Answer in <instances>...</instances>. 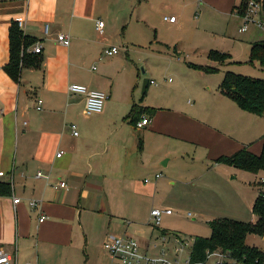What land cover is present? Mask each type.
Here are the masks:
<instances>
[{
    "label": "crops",
    "instance_id": "crops-1",
    "mask_svg": "<svg viewBox=\"0 0 264 264\" xmlns=\"http://www.w3.org/2000/svg\"><path fill=\"white\" fill-rule=\"evenodd\" d=\"M124 1L125 12L131 10L130 19L126 15L113 18L120 0H0V184L10 185V195L0 196V250L17 253L18 264H96L97 259L99 264H112L111 257L102 254L109 235L136 238L147 255L150 250L159 256L171 234L161 231L166 237L162 243L157 242L161 234L151 241L131 236L129 217L131 169L134 173L140 169L131 157L144 159L151 137L174 148L185 146L195 159L209 160L210 172L223 166L216 162L222 156L243 148L256 155L262 151L253 149L249 135L240 140L228 126L217 127L211 114L202 112L203 106L197 103L186 108L177 100L161 108L138 104L158 110L151 125L139 130H149L142 149L135 127L126 120L136 103L131 100V45L123 28L132 23L135 13L140 14L138 23L156 32L160 47L174 48L179 58L182 48H191L195 54L202 51L205 56L219 50L214 49L219 39H231L230 25L241 24L238 8L244 0ZM174 16L176 22L166 20ZM19 20L23 35L36 42L27 53L39 55L42 62L39 68L24 67L16 82L5 67L11 56L10 29ZM99 20L105 23L103 34L97 28ZM108 23L112 28L107 29ZM112 30H117L114 35ZM59 35L69 36L70 45L60 44ZM39 42L42 53H32ZM254 43L249 42L250 51ZM112 46L121 52L106 56L104 51ZM209 61L205 66L216 68ZM198 72L202 79L208 75ZM72 84L104 92L108 99L103 112L87 116L85 97L69 95ZM218 99L217 110L223 109L226 116L256 121L258 116L241 111L223 95ZM38 100L43 101L41 111ZM73 124L78 136L73 134ZM59 152H64L61 158H57ZM224 167L228 176L240 171ZM39 173L44 177L38 178ZM163 177L162 172L156 174V183ZM61 182L67 188H57ZM15 198L21 200L19 204ZM34 201L38 209L31 208ZM42 216L47 217L43 222ZM84 245L86 262L80 252ZM92 247L103 255L102 260Z\"/></svg>",
    "mask_w": 264,
    "mask_h": 264
},
{
    "label": "rangeland",
    "instance_id": "rangeland-1",
    "mask_svg": "<svg viewBox=\"0 0 264 264\" xmlns=\"http://www.w3.org/2000/svg\"><path fill=\"white\" fill-rule=\"evenodd\" d=\"M125 2L124 0L118 2V6L113 10L117 12L113 18H121L125 15L128 19L132 17L131 10L127 13L124 10ZM139 15L137 11L132 23L130 21L127 28H123L124 37L129 39L127 42L131 45L129 53L131 55L132 102L135 101L134 103L139 105H151L155 108L168 107L167 104L175 100L183 108L194 106L197 103L198 106H203L202 112L211 114L217 127L228 126V130L231 128L240 140L248 135L252 137L253 149L259 151L263 144L261 137L264 136V116L255 117L256 121L252 122L226 116L223 109L217 110V108L218 98L222 96L220 85L226 72L264 80V67L258 62H250L249 45V42L264 41V30L251 23L247 31L242 32L240 28L244 26L243 19L240 25L231 23L229 29L231 39L226 41L219 39L215 44L217 48L214 49L229 54L232 63L213 62L212 66L218 68V71L202 79L199 70H193L194 67L190 66L189 62L205 66L210 62L209 54L204 56L202 51L195 54V50L191 48H182L180 51L184 53L179 58L174 48L165 49L156 43V32L151 31L145 23H138ZM141 19L144 18L141 17ZM110 28L112 24L108 23L107 29ZM116 31L112 30V34L114 35ZM94 67L96 70L99 69L97 64ZM145 79L156 83L150 85V92L147 95L143 94ZM148 132L149 130L134 131L137 136H144V145ZM145 146L147 153L144 159L137 158V156L131 157L134 163L138 162L140 167L136 173L131 169V214L129 216L131 236L151 241L152 236L155 238L157 234L162 233L161 231L170 233V241L165 243L163 249L167 261L173 264H187L194 239L211 236L210 221L226 218L250 223L256 220L252 214V207L260 191L264 190V185H260L264 174L242 171L238 173L235 170L228 176V172L226 173L223 169L225 168L223 164L210 172L208 167L211 166V162L209 160L206 161L202 157L195 159L193 154L184 148L185 146L174 148L172 143H158L153 137L147 140ZM166 154L168 156L160 158ZM142 161H144V167H142ZM169 161V166H165V163ZM161 172L164 177L156 183L155 176ZM234 177L236 178L232 179ZM154 209L171 210L173 214L163 216L161 225L154 228L151 219V211ZM177 237L184 240L186 244L184 250L180 252H177ZM159 240L158 243L164 240L162 234ZM96 243L99 245L100 241L96 239ZM247 244L264 250V238L262 237L250 235ZM96 248L98 250V247ZM92 249L97 257H101V260L104 254L109 258V254L103 251L104 249L102 250L103 255L96 252L94 247ZM80 252L84 257L83 261L86 262L85 245ZM156 252L148 250V256L157 257ZM213 260L214 257L210 258L208 263L212 264ZM96 264H99L98 259Z\"/></svg>",
    "mask_w": 264,
    "mask_h": 264
},
{
    "label": "trees",
    "instance_id": "trees-1",
    "mask_svg": "<svg viewBox=\"0 0 264 264\" xmlns=\"http://www.w3.org/2000/svg\"><path fill=\"white\" fill-rule=\"evenodd\" d=\"M249 0H244L240 7V16L243 17ZM264 13V4H263ZM36 42L23 35L18 23H14L10 29V62L5 67L6 73L16 82L20 80L24 67L39 68L42 58L39 55L32 56L28 49ZM208 58L213 62L226 64L231 56L218 51H211ZM250 62H258L264 67V41L253 44L250 51ZM206 74L215 73L216 68L190 65ZM149 86V85H148ZM148 90V87H147ZM221 94L230 98L235 104L247 113L264 116V80L255 79L231 72H226L220 85ZM147 94V91L145 95ZM155 108H146L134 104L131 113L126 120L136 124L148 115L153 118L157 113ZM263 146L259 155L252 153L248 148H243L231 156H222L216 160L218 164L234 167L240 171L260 174L264 173V136ZM139 147H143V139L139 137ZM10 195V185L0 184V196ZM252 214L256 221L245 223L229 219H215L209 222L211 228L210 237H197L190 248V263L203 264L208 262V255L217 251L228 253L230 261L216 264H264V250L251 247L247 244L250 235L264 238V192L260 191L254 205ZM215 264V263H214Z\"/></svg>",
    "mask_w": 264,
    "mask_h": 264
},
{
    "label": "built area",
    "instance_id": "built-area-1",
    "mask_svg": "<svg viewBox=\"0 0 264 264\" xmlns=\"http://www.w3.org/2000/svg\"><path fill=\"white\" fill-rule=\"evenodd\" d=\"M263 4L264 0H249L246 12L243 17H241L244 21V26L241 28L242 32L247 31L249 24L253 23L260 29L264 30V13H263ZM167 21L174 23L176 22L177 18L170 17L166 18ZM18 25L20 28H23V21L19 20ZM98 30L101 34L104 33L105 24L103 21L99 20L98 23ZM49 33V25L45 26V34ZM58 41L63 46H69L71 43L70 37L65 35H59ZM121 48L118 46H112L104 51V54L106 56H115L118 55L121 52ZM126 50V49H125ZM43 51L42 43H37L35 48L31 51L35 54H41ZM150 84H156L154 81H151ZM69 95H82L85 97V114L87 116H93L96 114H101L105 107V102L107 101L108 97L107 95L98 90L90 89L84 85L80 84H72L69 86ZM43 101L38 100V106L37 109L39 111L42 110ZM152 123V119L145 116L141 121H139L135 129L136 130H143L147 127H149ZM27 124V123H25ZM73 130V134L75 136H78V130L77 125L73 124L71 126ZM64 152H59L57 154V158H61L63 156ZM38 178L44 177L42 173H39L37 175ZM161 176H158V178ZM47 178V177H46ZM260 185H264V178L261 179ZM67 188V184L65 182L59 183L57 188ZM19 198L14 199L15 204L20 203ZM31 208L38 209L39 204L37 201L30 203ZM171 210H159L154 209L151 212L152 222L154 226L158 227L161 225L162 218L164 215H172ZM47 219V217L42 216L40 221L43 222ZM164 241H166V238H164ZM177 243V252L183 251L186 247V244L184 243V240L177 237L176 239ZM105 251L109 254L112 260V264H173L166 259V253L162 251L159 256L157 257H149L143 250L139 243V241L136 238L133 237H127V236H115V235H109L104 242L103 245ZM156 248V246H155ZM18 254H9L4 252L3 250H0V264H12L13 262L15 264H18ZM213 263H222L225 261H230V257L228 253H223L221 251H217L211 255H208V262L210 258H213ZM203 263V264H211V263ZM187 264H191L190 260H188Z\"/></svg>",
    "mask_w": 264,
    "mask_h": 264
},
{
    "label": "water",
    "instance_id": "water-1",
    "mask_svg": "<svg viewBox=\"0 0 264 264\" xmlns=\"http://www.w3.org/2000/svg\"><path fill=\"white\" fill-rule=\"evenodd\" d=\"M144 75H146V72H144ZM149 83H150V81H149L148 79H145V80H144L143 94L146 93V91H147V87H148Z\"/></svg>",
    "mask_w": 264,
    "mask_h": 264
}]
</instances>
